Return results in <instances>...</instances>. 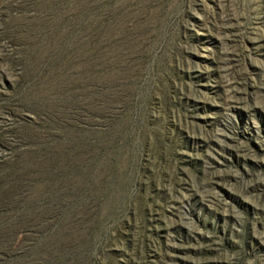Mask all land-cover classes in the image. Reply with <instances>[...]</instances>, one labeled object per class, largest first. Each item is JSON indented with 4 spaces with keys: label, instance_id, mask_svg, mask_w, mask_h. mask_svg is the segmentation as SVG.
Returning <instances> with one entry per match:
<instances>
[{
    "label": "rangeland",
    "instance_id": "1",
    "mask_svg": "<svg viewBox=\"0 0 264 264\" xmlns=\"http://www.w3.org/2000/svg\"><path fill=\"white\" fill-rule=\"evenodd\" d=\"M0 264H264V0H0Z\"/></svg>",
    "mask_w": 264,
    "mask_h": 264
}]
</instances>
